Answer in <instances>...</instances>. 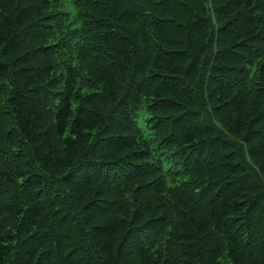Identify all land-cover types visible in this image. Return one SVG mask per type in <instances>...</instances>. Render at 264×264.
<instances>
[{
	"label": "trees",
	"instance_id": "1",
	"mask_svg": "<svg viewBox=\"0 0 264 264\" xmlns=\"http://www.w3.org/2000/svg\"><path fill=\"white\" fill-rule=\"evenodd\" d=\"M0 264H264V0H0Z\"/></svg>",
	"mask_w": 264,
	"mask_h": 264
},
{
	"label": "rangeland",
	"instance_id": "2",
	"mask_svg": "<svg viewBox=\"0 0 264 264\" xmlns=\"http://www.w3.org/2000/svg\"><path fill=\"white\" fill-rule=\"evenodd\" d=\"M138 124L146 132V124L142 115H140L138 118Z\"/></svg>",
	"mask_w": 264,
	"mask_h": 264
}]
</instances>
